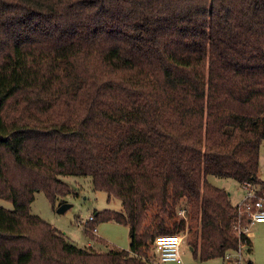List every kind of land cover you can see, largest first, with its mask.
I'll list each match as a JSON object with an SVG mask.
<instances>
[{"label": "trees", "instance_id": "trees-1", "mask_svg": "<svg viewBox=\"0 0 264 264\" xmlns=\"http://www.w3.org/2000/svg\"><path fill=\"white\" fill-rule=\"evenodd\" d=\"M263 140L264 0H0V264H163L155 238L181 232L201 260L251 253L208 175L264 189ZM65 175L122 201L84 228L126 224L128 249L31 211Z\"/></svg>", "mask_w": 264, "mask_h": 264}, {"label": "rangeland", "instance_id": "rangeland-1", "mask_svg": "<svg viewBox=\"0 0 264 264\" xmlns=\"http://www.w3.org/2000/svg\"><path fill=\"white\" fill-rule=\"evenodd\" d=\"M260 173L264 177V140L261 146ZM63 179L74 190L65 196V202H63L69 203L70 207L64 213H60L57 211L58 202L54 206L53 201L43 191H38L31 203V211L63 230L79 246H94L103 251L112 247L128 249L131 241L129 227L126 224L115 220L97 222L95 235L105 243L92 240L84 228V223L88 221L91 214L105 208L122 210V201L119 198L110 197L105 190L95 189L90 176L65 175ZM208 180L212 184L228 190L234 204L240 203L245 196L247 189L244 184L234 178L209 174ZM0 204L9 208L13 207L11 201L3 198H0ZM182 209L184 210L183 206L180 208L178 215L184 217L185 213L180 212ZM250 231H252L251 237L253 239L252 252L248 253L246 247L238 252H231V262L222 257L207 260L195 257L188 244L186 232H181L179 234L183 236L182 257L184 261H169L163 264H232V262L248 264V259H251L254 264H264V223L251 224ZM153 251L155 252V249Z\"/></svg>", "mask_w": 264, "mask_h": 264}, {"label": "built area", "instance_id": "built-area-1", "mask_svg": "<svg viewBox=\"0 0 264 264\" xmlns=\"http://www.w3.org/2000/svg\"><path fill=\"white\" fill-rule=\"evenodd\" d=\"M245 196L240 204V212L246 214L249 221L239 226V231L249 233L250 225L258 222H264V189L255 187L252 182L245 181ZM180 212L185 213V209ZM93 219V215L89 216V220ZM97 231V228H94ZM155 252L161 263L169 261L183 262L182 244L183 236L181 234H161L155 238ZM231 253H227L226 257L231 258ZM232 259V258H231ZM238 264L237 262H232Z\"/></svg>", "mask_w": 264, "mask_h": 264}, {"label": "water", "instance_id": "water-1", "mask_svg": "<svg viewBox=\"0 0 264 264\" xmlns=\"http://www.w3.org/2000/svg\"><path fill=\"white\" fill-rule=\"evenodd\" d=\"M69 207H70L69 203H63L59 205V207L57 208V211L60 213H64Z\"/></svg>", "mask_w": 264, "mask_h": 264}, {"label": "crops", "instance_id": "crops-1", "mask_svg": "<svg viewBox=\"0 0 264 264\" xmlns=\"http://www.w3.org/2000/svg\"><path fill=\"white\" fill-rule=\"evenodd\" d=\"M233 203H234V202H233ZM258 223H264V222H258ZM258 223H257V224H258ZM254 224H255V223H254ZM96 232H97V231H96ZM248 234H249V236L251 237L252 231H249ZM251 238H252V237H251ZM183 261H184V260H183ZM232 264H233V263H232Z\"/></svg>", "mask_w": 264, "mask_h": 264}]
</instances>
